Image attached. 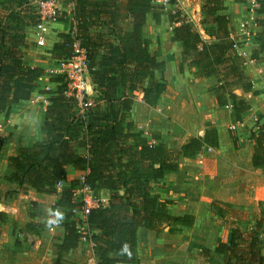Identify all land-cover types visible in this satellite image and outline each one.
<instances>
[{
  "label": "trees",
  "instance_id": "16d2710c",
  "mask_svg": "<svg viewBox=\"0 0 264 264\" xmlns=\"http://www.w3.org/2000/svg\"><path fill=\"white\" fill-rule=\"evenodd\" d=\"M72 5V24L67 33L51 49L54 58L72 55V44L78 40L85 52L92 93H85L80 103L62 73H53L49 81L55 84L44 110L42 139L32 141L8 158L9 181L27 185L40 193H56V184L66 177L65 166L82 171L83 183L96 193L109 191L107 205L89 210L85 224L87 239L92 243L96 264H138L136 255L139 228L159 233L163 224L191 226L192 215L172 216L167 201L151 193L152 182H158L168 171H177L181 159L194 158L204 146L218 147V131L209 125L202 136H189L179 148L162 142H152L130 119L133 91L141 100L155 107L167 89L163 77L165 63L151 52L143 34L147 14L160 22L162 7L152 0H63ZM121 2V5H119ZM255 23L257 46L250 59L260 62L264 57V0H256ZM123 7V8H122ZM223 0H202L200 24L209 40L200 36L186 15L175 11L168 16L173 24L171 33L181 47L178 72L184 67L195 69L199 78L214 77L211 89L220 107L229 106L231 120L240 122L250 109L249 103L234 91L249 92L252 83L244 73L243 59L233 48L238 38L231 35L229 18ZM62 19V18H60ZM131 24L129 30L116 26L117 21ZM37 12L29 0H0V114L8 116L12 104L30 98L37 81L46 73L43 68L25 64L23 57L28 42L25 28L34 26ZM104 28L102 31L93 30ZM33 45V43H32ZM257 95L256 90H252ZM236 148V137L229 130ZM153 140L159 139L151 134ZM254 140L250 164L264 166V121L250 129ZM5 137L0 136V142ZM84 147L85 155L75 152ZM79 185L72 180L62 188L57 206L66 209L61 223L64 235L56 245L57 259L51 264H68L60 260L61 253L75 248L80 240L77 224L81 221L72 212L75 204L71 190ZM122 191V193H120ZM30 216L32 214L30 213ZM5 214L0 212V221ZM264 216L257 217L247 230L233 228L229 244L218 243L214 250L225 255L223 264H264L260 236Z\"/></svg>",
  "mask_w": 264,
  "mask_h": 264
},
{
  "label": "crops",
  "instance_id": "0c3cea01",
  "mask_svg": "<svg viewBox=\"0 0 264 264\" xmlns=\"http://www.w3.org/2000/svg\"><path fill=\"white\" fill-rule=\"evenodd\" d=\"M184 1L185 0H183V3H185ZM187 1V4L191 3V0ZM246 1L247 0H223L226 7L224 12L229 18L230 33L238 37L237 39L240 42V46L245 51L248 47L257 46L255 35L260 31L259 26L255 23V16H253V26L244 27L241 23L247 10ZM57 2L59 13L62 9V15L61 17L57 16L54 21L49 22L45 40L46 46L44 48L42 47L45 44L43 46L34 44V27L28 26L25 28V38L29 45L25 49L23 61L25 64L43 68L46 74L38 79L37 88L32 92L29 99L12 104L8 116H5L4 113L0 114V136L5 137V141L0 142V212L5 214L4 221H0V264H51L57 259L58 253L56 245L61 243L64 235V227L61 223L65 220L66 209L57 206L56 203L60 198L61 189L70 187L72 180H79L80 183L84 174L82 171L76 170L73 166L66 165V177L62 180L61 188H56V193L51 194L40 193L30 186H19L16 182L6 179V176L9 175L11 171L8 158L10 156H15L19 148L28 146L34 140L39 141L43 137L41 127L44 123L46 103L41 104L34 98V95L35 92L38 91V82L44 77H50L51 74L49 75L48 70L51 69L53 71L55 69L50 68L53 66L52 64H55H51L50 62L57 61V59L52 56L51 49L53 44L60 40L58 34L67 33L71 29L73 21L71 13L72 5L63 0H57ZM193 2L194 6L192 10H190L191 15L185 12L186 16L196 27L202 39L209 40L200 24V7L202 0H194ZM183 3L182 5H185ZM119 5H121V2H119ZM251 6L253 7L251 12L257 16L254 11L257 6L256 0H252ZM180 13L185 15L184 12ZM167 22H169V20H166L161 13L160 22L157 24L149 13L146 15L145 24L143 26V34L148 40L149 50L155 52L158 59L163 60L165 63V75L168 74V60H172L176 68L175 63H177L178 60L180 61L181 58L180 44L174 40L171 33L173 24L171 23L172 25L167 26ZM115 25L120 26L123 30H129L131 28V24L127 21L119 20L115 22ZM151 26H156V29L153 30ZM251 29L252 32H250ZM102 30L105 29L99 28L93 30L92 33ZM149 33L153 37L152 42L156 43V49H151V40L148 38ZM204 36H206V38H204ZM260 55L264 57V52ZM257 64H264V61L257 62ZM185 69L193 73L195 72L194 68L185 66L184 70ZM53 73H58V71L54 70ZM169 76L173 78V72ZM247 76L249 77V75ZM210 78L213 79L214 77L203 79ZM48 82L52 85L51 87H53L51 90H54L55 84L50 82L49 78ZM251 83L252 89L249 92L256 90L258 92L257 96L259 102H250L244 95V99L249 103L250 109L242 115V120L240 122H233L231 120L229 106H224L222 108L225 109V112L221 119L216 116L214 111L199 109L196 116L192 117V121L178 124L172 119L165 125L166 130H164V128L162 129L157 126L145 124L144 108L138 105V107L135 108V97H133L130 119L135 122L137 129L143 131V135L152 142H162L171 148H179L189 136H202L204 130L209 125H214L218 131V147L204 146L194 158L181 159L177 171H168L158 182L151 183V193L158 194L161 202H169L167 203V211L170 215L182 216L187 214L193 216V223L191 226L165 223L164 225H167V227L163 226L164 229H173L175 227H182L185 229L193 228L197 222L199 207L205 206L208 208L212 206L210 201L212 199L215 203L218 201L219 204H222V201L227 197L226 193L230 192V190L233 191L235 187H239L236 192V199L241 200L239 204L242 203V200L245 201L251 198L252 190L255 186L254 184H249L248 178L245 177L246 175L239 169L240 165L243 163L241 161L245 159H243L242 156H238L241 153V151L237 152L238 142L236 140L237 147L234 148L228 131L230 125L235 126V129L236 127L240 129L239 127H248V125L253 122V119L258 121V125L264 121V102L261 101V99L264 101V92L262 93V91L259 90L260 86L257 85V83H259L258 80ZM210 92V98L214 99L215 97L212 91ZM42 94H47V98L50 96V94L46 92H42ZM139 99L143 102L141 100V94H139ZM151 134L157 135L159 139L153 140ZM172 134L174 137H179L177 138L179 139L177 147L174 145L176 142L166 139ZM251 139L248 141L252 143L254 148V140L251 141ZM232 149L236 150L237 153L231 152ZM74 150L77 154H86V149L84 147H75ZM252 153L253 150L249 152L246 157L247 160L244 161V163L251 168H253L250 164ZM253 169L256 171L260 170L264 173V166ZM243 178H245V182ZM96 194L109 198V191L106 189H100ZM258 198H260V196H255L253 199L257 200ZM234 206L237 207L236 205ZM30 213L32 216H30ZM165 233L168 237H171L168 231ZM18 234L20 235L19 237ZM155 234L156 232L146 228L138 229L136 249V255L139 259L138 264H171L175 262V259L171 261L167 257L169 254L167 246H165V244H167V238L162 234H159L158 238L161 244V248L158 250L160 251L159 254L156 252L155 254L152 253L153 248H150L148 254L146 253L149 258L147 259L142 256V245L146 244V241ZM231 236L229 232L222 234L214 233L213 236H208L207 233L205 235L199 234L195 236V241L202 243L201 246L194 248L196 253L197 250H199L200 262L202 264H223L225 255L215 252L214 248L221 242L229 244ZM263 244L264 234L262 230L260 236V250L264 255ZM176 246L179 249L177 254H181L183 260L189 256L190 247L185 243L184 239ZM60 260L68 264H96V258L92 251V243L86 240H79L75 248L61 253ZM186 261L188 262V257Z\"/></svg>",
  "mask_w": 264,
  "mask_h": 264
},
{
  "label": "rangeland",
  "instance_id": "374dc122",
  "mask_svg": "<svg viewBox=\"0 0 264 264\" xmlns=\"http://www.w3.org/2000/svg\"><path fill=\"white\" fill-rule=\"evenodd\" d=\"M194 0H191L190 4H187V0H185L183 4L179 6V9L176 7H166L162 9V15L166 20L168 19V16L170 14H174L175 11L179 12H187L189 15H191V11L194 6ZM247 10L245 12L244 18L241 20V23L244 27L247 26H253V20L254 17H256L255 14L251 12L253 7L251 6L252 0H247ZM250 3V4H249ZM61 17L62 15V9L60 10V13H58ZM172 25L171 23L167 22V26ZM173 26V25H172ZM153 30L156 29V26H151ZM249 30V28H248ZM252 32V29L251 31ZM149 40L151 49H156V43L152 42V35L149 33ZM206 38V36H204ZM32 42V41H31ZM35 44V43H34ZM242 44V43H241ZM250 44V43H249ZM46 44L42 47L44 48ZM249 48V49H248ZM246 49L247 56L243 59L242 67L245 72V74L249 75V78L251 79V82L258 80L260 87V91L262 93L264 92V64H257L256 61L250 62L248 58L250 57V53H252V50L255 47H248ZM170 59V58H169ZM179 62V60H178ZM177 63H175L176 68L173 65V61L168 60V74H172L174 77H170L168 74H163L164 79L167 82L168 88L165 93H163L155 107H149L145 105L143 102L139 99V92L133 91L134 95V101L136 103L135 108L138 106L144 108V119L145 124L157 126L160 128H164L166 130L165 125L168 124L170 120H175L178 124H184L188 123L189 121H192L194 116L198 113L197 111L199 109H206L209 111H214L216 116L221 119L225 109L222 107H218L216 103V99H211V89L216 85V80L213 78L210 79H203V78H197L195 77L194 73L189 70H184L182 74L178 72L177 69ZM55 63L52 64L50 68H55L54 70H59L56 62H50ZM174 67V70H173ZM176 69V70H175ZM54 70L51 69L48 70L49 75L53 74ZM49 77H44L38 82V91L35 92L34 98L37 99L41 104L47 103L46 98L47 94H42V92H47L51 90L53 87L48 82ZM89 94H91L92 87L90 86L88 91ZM235 93L242 96L243 98H248L251 101L259 102V98L257 95L251 94L252 92L248 93H242L240 90H235ZM245 95V97H244ZM261 99V98H260ZM46 101V102H45ZM262 102H264L261 99ZM140 103V104H138ZM138 105V106H137ZM226 107V106H225ZM147 113V114H146ZM258 115V114H257ZM258 121L253 119V122L248 125V127H239L238 129H230L231 125L229 126V130L235 131V137L238 142V151H241V153L238 156H242L243 159L247 160L246 157L249 154L251 150H253V145L250 140V132L249 128H257ZM170 130V129H168ZM171 132V131H170ZM149 135V132H148ZM179 137H174L173 134L170 135V137L166 138L167 140H173L176 142L174 145H178ZM172 141V142H173ZM253 141V139H251ZM171 145V144H170ZM231 152L237 153L236 150H231ZM245 160H242V165H240L241 172L246 175L245 177L248 178L249 184L255 186V188L252 190L251 198L250 199H244L242 200V203L239 204V201L236 199V192L239 187L233 188V191L230 190V192L226 193V198L222 201V204H219L218 201L215 203L214 200H210L212 206H209L208 208L205 206L199 207V212L197 214V222L195 226L191 229H185L182 227H175V228H168L164 229L162 226V229L159 233H156L155 235H152L150 239L146 241V244L142 245V256L144 258H149L148 250L150 248H153V252L155 254L160 251H158L161 248V244L158 241L159 234H162L166 236L167 238V251H169V254L167 255L168 259L171 261L175 259V262H172L171 264H202L200 262V255L198 254L199 250L196 251L194 248L201 246L202 243H199L198 241H195V236L199 234L205 235L206 233L208 236H213L215 234H222V233H231L233 228H239L241 230H247L250 228L257 217L264 216V173L260 170H255L251 167H248L246 163H244ZM262 170V169H261ZM252 173V174H251ZM243 181L245 182V178H243ZM245 184V183H243ZM239 186V185H238ZM242 188V187H241ZM258 189V190H257ZM14 192V191H12ZM258 194V195H257ZM255 196H260V198L253 199ZM253 197V198H252ZM260 200V201H259ZM263 200V201H261ZM236 203V204H235ZM217 204V205H215ZM236 205L237 207H235ZM185 230V231H184ZM263 234H264V226L262 228ZM171 237H168V235L165 233L167 232ZM185 240V243L189 245L190 247V253H188V262L186 261V258L183 260L181 254H177L179 249L177 248V244L181 242L182 240ZM264 248V244L262 245ZM262 248V249H263ZM147 253V254H146ZM177 254V255H176ZM164 257L163 255H161Z\"/></svg>",
  "mask_w": 264,
  "mask_h": 264
},
{
  "label": "built area",
  "instance_id": "2783aa9c",
  "mask_svg": "<svg viewBox=\"0 0 264 264\" xmlns=\"http://www.w3.org/2000/svg\"><path fill=\"white\" fill-rule=\"evenodd\" d=\"M30 3L35 6L37 12V22L33 26V34L35 37V44L37 46H43L46 40V34L48 32V24L54 21L59 13V6L57 0H29ZM154 4H157L163 8L176 7L182 5L183 0H152ZM73 53L71 56L57 60V66L59 68L58 73L65 75L70 93L74 92L78 101L82 103V98L85 93H88L90 87L87 59L85 52L79 47L78 40H75L72 44ZM233 48L242 59L247 54L246 51L240 46V42L236 39L233 43ZM250 62L254 60L248 58ZM230 129H234L235 126H230ZM62 181L57 182L56 188L60 189ZM71 199L75 206L72 208V212L77 215L81 221L77 224V230L80 233V240H86L88 235V228L85 224V219L89 210L95 207H103L107 205L108 198L97 195L94 190L83 183V178L79 185L71 190ZM20 235L18 234V237ZM90 242V241H89Z\"/></svg>",
  "mask_w": 264,
  "mask_h": 264
},
{
  "label": "water",
  "instance_id": "95a60500",
  "mask_svg": "<svg viewBox=\"0 0 264 264\" xmlns=\"http://www.w3.org/2000/svg\"><path fill=\"white\" fill-rule=\"evenodd\" d=\"M120 193H122V191H120Z\"/></svg>",
  "mask_w": 264,
  "mask_h": 264
}]
</instances>
